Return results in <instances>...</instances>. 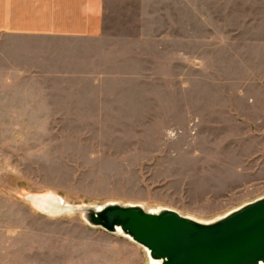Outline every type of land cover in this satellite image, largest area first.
<instances>
[{
  "label": "rangeland",
  "instance_id": "374dc122",
  "mask_svg": "<svg viewBox=\"0 0 264 264\" xmlns=\"http://www.w3.org/2000/svg\"><path fill=\"white\" fill-rule=\"evenodd\" d=\"M106 7L90 37L0 27V264H150L35 196L213 220L264 195V0Z\"/></svg>",
  "mask_w": 264,
  "mask_h": 264
},
{
  "label": "water",
  "instance_id": "95a60500",
  "mask_svg": "<svg viewBox=\"0 0 264 264\" xmlns=\"http://www.w3.org/2000/svg\"><path fill=\"white\" fill-rule=\"evenodd\" d=\"M34 199L46 214L80 213L91 227L139 244L150 264H264V195L213 220L142 203L71 204L56 194Z\"/></svg>",
  "mask_w": 264,
  "mask_h": 264
},
{
  "label": "crops",
  "instance_id": "0c3cea01",
  "mask_svg": "<svg viewBox=\"0 0 264 264\" xmlns=\"http://www.w3.org/2000/svg\"><path fill=\"white\" fill-rule=\"evenodd\" d=\"M106 8V0H0V27L90 37L99 35Z\"/></svg>",
  "mask_w": 264,
  "mask_h": 264
},
{
  "label": "bare ground",
  "instance_id": "6f19581e",
  "mask_svg": "<svg viewBox=\"0 0 264 264\" xmlns=\"http://www.w3.org/2000/svg\"><path fill=\"white\" fill-rule=\"evenodd\" d=\"M146 206V205H145Z\"/></svg>",
  "mask_w": 264,
  "mask_h": 264
}]
</instances>
